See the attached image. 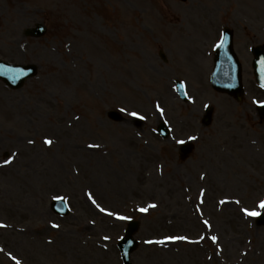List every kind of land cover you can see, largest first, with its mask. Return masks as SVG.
Listing matches in <instances>:
<instances>
[{
  "label": "rangeland",
  "instance_id": "374dc122",
  "mask_svg": "<svg viewBox=\"0 0 264 264\" xmlns=\"http://www.w3.org/2000/svg\"><path fill=\"white\" fill-rule=\"evenodd\" d=\"M36 23L46 35L25 37ZM225 27L243 66L240 101L209 82ZM259 43L264 0H0V59L39 66L21 89L0 80V222L10 225L0 264H14L7 253L23 264H123L130 219L140 221L133 264H264V226L244 211L264 210V92L249 52ZM112 109L126 121L109 119ZM161 119L171 139L155 133ZM188 136L196 149L182 161L177 141ZM57 196L70 215L51 212Z\"/></svg>",
  "mask_w": 264,
  "mask_h": 264
},
{
  "label": "water",
  "instance_id": "95a60500",
  "mask_svg": "<svg viewBox=\"0 0 264 264\" xmlns=\"http://www.w3.org/2000/svg\"><path fill=\"white\" fill-rule=\"evenodd\" d=\"M45 28L41 25H37L35 29L28 30L27 33L38 36L44 33ZM235 55L233 53L232 48V32L231 30L226 31L224 40L219 47L216 55V67L214 71V77L220 76L225 80H217L213 78V84L217 89L222 91H226L232 95H235L237 98L241 93V84H240V69L236 65ZM16 66H9L3 62H0V77L5 79L7 83H9L12 87L19 88L23 85L25 77L28 75H24L19 73ZM224 69L226 72L224 73ZM228 75V77H227ZM229 78V79H228ZM114 118L119 119L117 114H113ZM206 122L209 121V116L205 119ZM190 147H185L186 152L189 151ZM261 221L264 222V216H262ZM138 227L137 222H131L130 231L128 232V237L120 243V247L122 250V255L124 262L126 264H130V253L136 248V243L129 245L128 241L131 239L133 232Z\"/></svg>",
  "mask_w": 264,
  "mask_h": 264
},
{
  "label": "snow or ice",
  "instance_id": "6c2138e0",
  "mask_svg": "<svg viewBox=\"0 0 264 264\" xmlns=\"http://www.w3.org/2000/svg\"><path fill=\"white\" fill-rule=\"evenodd\" d=\"M262 103H264V102H262ZM161 111H163L162 109H161ZM132 115H138V113H132ZM193 139H194V137H193ZM45 143H47V144H51L52 143V141L50 140V139H45ZM5 163H9L10 161H8V160H5L4 161ZM93 202H95V201H93ZM222 203H223V201H222ZM261 208H264V200H262V201H260V205H259ZM149 207H155V205H150ZM140 211L141 212H147L148 211V208H141L140 209ZM244 211L248 214V215H250V216H258V215H260V213L259 212H257V211H249L248 209H244ZM119 219H129V217H124V216H119L118 217ZM208 222L207 221H205V224H207ZM0 226H2V225H0ZM55 227H59V225H54ZM105 239H108V237H105ZM165 239H167V240H176V239H187L186 237H166ZM212 240L213 241H216L217 240V237H215V236H213L212 237ZM157 243H164V240H161V241H157ZM13 258V260H15L16 259V257H12ZM17 264H20V262L19 261H17Z\"/></svg>",
  "mask_w": 264,
  "mask_h": 264
},
{
  "label": "bare ground",
  "instance_id": "6f19581e",
  "mask_svg": "<svg viewBox=\"0 0 264 264\" xmlns=\"http://www.w3.org/2000/svg\"><path fill=\"white\" fill-rule=\"evenodd\" d=\"M189 37L188 38H185V39H183V40H180V41H177L178 43H179V45H185L188 41H189ZM92 45H95V44H92ZM93 49H95V48H98L99 49V51L103 54V50L102 49H100L98 46H94V47H92Z\"/></svg>",
  "mask_w": 264,
  "mask_h": 264
}]
</instances>
